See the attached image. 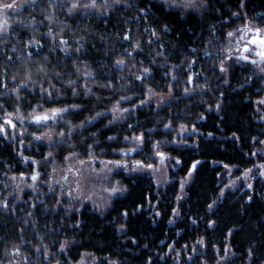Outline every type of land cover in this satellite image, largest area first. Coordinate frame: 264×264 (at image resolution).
<instances>
[{"label": "trees", "instance_id": "obj_1", "mask_svg": "<svg viewBox=\"0 0 264 264\" xmlns=\"http://www.w3.org/2000/svg\"><path fill=\"white\" fill-rule=\"evenodd\" d=\"M206 3L184 15L158 0H124L104 16H79L55 0H35L12 17L0 38V127L17 107L66 111L55 128L63 139L51 149L0 132V264L13 245L38 247L36 222L50 252L65 251L55 264L84 253L98 264H264V185L219 198L225 167L255 165L264 83L215 51L236 19L264 29V0H246L243 9L241 0ZM222 63L229 69L222 72ZM192 85L197 91L185 93ZM149 91L172 92L173 100L157 108ZM51 150L58 168L74 156L96 169L123 162L128 174L116 178L126 193L103 214L86 205L52 211L43 201L59 193L44 162ZM158 155L172 180L164 188Z\"/></svg>", "mask_w": 264, "mask_h": 264}, {"label": "rangeland", "instance_id": "obj_2", "mask_svg": "<svg viewBox=\"0 0 264 264\" xmlns=\"http://www.w3.org/2000/svg\"><path fill=\"white\" fill-rule=\"evenodd\" d=\"M35 0H0V21L3 19L7 20L8 29L6 33H0V38L8 35L10 30L13 27L12 17L17 15V13L26 5L31 4ZM61 6L66 7L72 14L75 15H88L93 14L97 16H104L111 12L114 8L123 4L124 0H119V3H116L115 0H96L95 7H85V5H90L92 0H55ZM163 3L169 9H175L181 14H188L190 12L199 14L204 9L202 5V0H196L198 5L197 8L186 7L187 0H158ZM246 0H241V9L244 8ZM4 3H14L16 5L13 9H3L2 5ZM73 4H77L78 7L72 8ZM249 29L251 31H249ZM256 29L252 24L250 26L243 25L239 19H236L234 26L230 29L223 31L221 34V45L215 47V51L217 54H221L225 59L226 63L234 62L237 64H245L246 67L251 72L250 75L257 76V79L262 84L264 83V72H261L260 69L264 68V62H261L260 57L256 55V51L259 49H252L255 47L254 45L248 44L247 42L256 37ZM260 29V28H259ZM239 30V31H238ZM233 33L232 37H229V33ZM248 46L250 51L245 52L244 47ZM241 56H248L249 60L239 59ZM256 60V64H252L250 61ZM226 63L220 64L218 67L229 69ZM192 88L186 90L188 91H197L195 86H191ZM174 94L172 92L167 94H160L149 91L148 103L154 105L159 108L171 100H173ZM22 108L17 107L14 112H12L9 116H4L2 118L4 135L7 134L8 130L14 133V136L17 140H20V144L23 146H27V143H24L23 140L27 136L36 139V137H41L38 141L43 145L47 146L49 149L54 148L57 144H59L63 139V133H56L55 128L58 125V121L61 118L62 114L59 112L55 116H53V112H40V111H32L29 113H25L21 110ZM47 114L49 119L47 122L36 123L34 117L36 115ZM23 118L22 120L20 118ZM10 120L11 124L5 123V121ZM12 125H15L13 127ZM34 125L38 128L46 127L48 130L44 133H29L26 129V126ZM51 128V129H50ZM135 147L125 150L124 157L126 158L127 154L130 157H133L132 150ZM55 152L53 150L48 151L46 157L44 158V162L48 163L54 181L59 187V193L55 194L54 197L47 199L44 197L43 201H50L53 203V206L50 207L52 211L56 212L60 209H64L65 211H78L76 208L78 205L80 206H89V211L93 213L103 214L106 210L109 209L110 204L115 198H118L126 193V189L121 185L119 180L116 178L117 173L119 172H127L126 166H123V162L121 166H117V164L113 165V167H106L96 169L93 167V161L90 163L78 162L76 161V157L70 159L66 168H58L57 160L54 158ZM256 162L255 165L248 169H238L236 167H225L223 171V176L221 178V192L219 198H222L226 193L234 192L238 188L243 189H251L255 182L264 185V142L261 143V147L256 150ZM158 165L156 168V178L157 182L160 185V188H164L167 184L172 182V180L167 175V169L165 166L164 158L160 155L157 157ZM94 168V169H93ZM134 170V167H133ZM145 172V171H144ZM154 173V174H155ZM36 176L37 179L33 180L37 182L39 177L37 174L31 175ZM51 188V187H50ZM113 189H117V191H113ZM53 190V189H52ZM47 206V205H46ZM45 206V208H46ZM47 209V208H46ZM28 216L31 218V214ZM38 223H34L31 225L32 232L35 233V239L38 242V247L33 245L32 243L29 246L23 245H13L10 250L12 252H8L4 259L7 264H30V261H33V264H40V260L45 264H55L60 263V257L65 255V251L60 248L57 250V253L50 252L51 242L49 245L46 240L41 238L43 236L39 235V227ZM30 226V225H29ZM27 247V248H26ZM32 250V254L30 252ZM41 258V259H40ZM44 258V259H43ZM25 259V260H24ZM70 264H98V261L95 256L91 254H82L81 258L76 263Z\"/></svg>", "mask_w": 264, "mask_h": 264}, {"label": "snow or ice", "instance_id": "obj_3", "mask_svg": "<svg viewBox=\"0 0 264 264\" xmlns=\"http://www.w3.org/2000/svg\"><path fill=\"white\" fill-rule=\"evenodd\" d=\"M115 2L119 3V0H115ZM202 5L204 7H207L206 0H202ZM95 6H96V0H92V3L90 5H85V7H95ZM185 6L186 7H190V8H197L198 7V5L196 3V0H187ZM15 7H16V5L14 3H4L2 5L3 9H13ZM76 7H78L77 4H73L72 5V8H76ZM7 29H8L7 20L3 19L2 21H0V33H6ZM167 30L168 29L165 28V31H167ZM249 31H251V30L249 29ZM153 35H155V32H153ZM228 35H229V37H232L234 34L230 32ZM125 39H128V37H125ZM247 43L255 46L252 49V51H255V49H259V51H256V55L260 57L261 62H264V29H256V38L249 40ZM244 51L245 52H249L250 51V49H249V47L247 45L244 47ZM239 59L249 60V57L248 56H241V57H239ZM250 62L252 64H256L257 63L256 60H251ZM117 63L118 64H122L123 61H117ZM221 71L222 72L226 71V69H224L222 67ZM260 71L264 72V68H261ZM144 73L147 75L149 73V69L145 68L144 69ZM140 79H142V77H140ZM48 95H51V93H49ZM61 111H66V109H54L53 110V116H55L56 114H58ZM20 119L22 120L23 118L21 117ZM34 119H35L36 123L47 122V120L49 119V116L47 114L36 115L34 117ZM5 123L11 124V121L7 120V121H5ZM12 126L15 127V125H12ZM0 132H4V128L3 127H0ZM36 139L39 140V139H41V137L38 136V137H36ZM137 139H141L142 140L143 138L142 137H138ZM117 166L118 167L121 166L119 164V162H117ZM149 167H151V165H149ZM193 168H195V165H193ZM32 179L35 180V179H37V177L33 176ZM113 191L115 192V191H117V189H113ZM4 206L7 207L6 204ZM61 250H63V247H62Z\"/></svg>", "mask_w": 264, "mask_h": 264}, {"label": "flooded vegetation", "instance_id": "obj_4", "mask_svg": "<svg viewBox=\"0 0 264 264\" xmlns=\"http://www.w3.org/2000/svg\"><path fill=\"white\" fill-rule=\"evenodd\" d=\"M256 38V37H255ZM254 39V38H253Z\"/></svg>", "mask_w": 264, "mask_h": 264}]
</instances>
